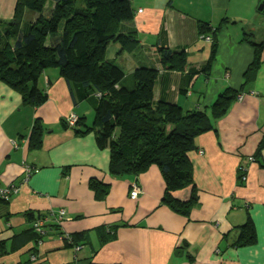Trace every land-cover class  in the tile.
I'll use <instances>...</instances> for the list:
<instances>
[{
  "label": "crops",
  "instance_id": "1",
  "mask_svg": "<svg viewBox=\"0 0 264 264\" xmlns=\"http://www.w3.org/2000/svg\"><path fill=\"white\" fill-rule=\"evenodd\" d=\"M130 1L136 12L127 26L135 29L145 49L159 42L187 52L186 71L195 76L188 97L181 99L183 106L207 108L224 89L241 87L254 57L249 41L264 39V13L258 11L263 0ZM16 4L17 0H0V23L13 19ZM23 15L26 19L27 13ZM207 27L219 28L208 73L203 69L210 42L200 39L204 31L210 35ZM118 62L128 71L135 66L127 54ZM43 77L48 99L34 108L24 105L15 89L0 83V187L20 186L19 193L0 204V264H264V149L260 160L253 159L264 138V44L259 69L246 86L249 92L233 102L216 122L215 132L196 138L189 153L198 201L186 217L163 204L165 182L157 166L137 177L112 178L109 150L99 149L92 133L77 136L62 124L72 110L92 122L91 106L86 101L74 104L56 71ZM175 85L163 79L159 95L169 93L178 99ZM36 118L47 130L41 147L29 152L24 139ZM15 140L18 146L13 145ZM24 163L38 169L26 181ZM241 167L243 182L238 180ZM91 179L110 186L104 201L94 198ZM134 185L139 194L131 199ZM173 196L186 201L191 188ZM60 210L65 213L58 223L63 235L89 231V242L73 248L48 230L43 242L35 244L25 213ZM247 221L256 242L237 246ZM113 225L119 226L116 238L101 246L94 229ZM32 252L36 261H31Z\"/></svg>",
  "mask_w": 264,
  "mask_h": 264
},
{
  "label": "trees",
  "instance_id": "2",
  "mask_svg": "<svg viewBox=\"0 0 264 264\" xmlns=\"http://www.w3.org/2000/svg\"><path fill=\"white\" fill-rule=\"evenodd\" d=\"M135 12L130 0H17L13 19L0 23V83L15 89L24 105L34 108L48 99L43 76L56 71L66 82L73 103L86 101L93 110L92 122L76 115L75 124L68 125L66 118L63 126L81 137L92 133L97 147L109 150L108 173L112 178L137 177L157 166L165 182L163 204L186 217L198 201L189 153L195 149L196 138L215 132L216 122L227 114L240 94L248 91L246 86L260 66L264 39L261 43L249 41L254 46V57L239 89H224L207 108L198 104L185 108L181 98L188 97V86L195 76L186 71L187 52L161 46L159 42L145 49L135 29L127 26ZM73 21L78 25L70 31L68 26ZM218 29L207 27L210 56L203 69L206 73L215 58ZM124 54L135 62L130 71L118 62ZM163 79L176 84L174 90L179 100L169 93L159 95ZM46 130L41 119L36 118L24 139L27 151L41 147ZM263 149L264 138L254 160H260ZM242 169L238 170L239 182H243L245 175ZM89 187L99 202L105 200L110 190L108 184L96 179L89 181ZM188 187L191 188L188 200L174 198V192ZM10 197L0 195V204L7 203ZM25 215L36 245L43 242L48 230L55 231L73 248L89 242V231L63 235L58 223L65 213L62 219H58L59 211ZM38 221L43 222L41 233L35 227ZM244 226L247 229L240 233L237 246L256 242L251 222ZM118 228V225L95 228L99 244L113 241ZM30 257L31 261L37 260L35 252Z\"/></svg>",
  "mask_w": 264,
  "mask_h": 264
},
{
  "label": "built area",
  "instance_id": "3",
  "mask_svg": "<svg viewBox=\"0 0 264 264\" xmlns=\"http://www.w3.org/2000/svg\"><path fill=\"white\" fill-rule=\"evenodd\" d=\"M138 12H141V9L138 10ZM204 40L205 41H210V35H204ZM242 97H243V95H239L238 96V100H241ZM75 116H76L75 114H71L69 117H67V122L74 123L76 121V117ZM36 171L37 170L34 169L31 166H28V165L23 166V172L25 174L24 181H26L29 178L31 173L36 172ZM242 172H245L244 168L242 169ZM243 178L245 179V175H244ZM2 188H5V189H2ZM13 190H18V188L16 186L10 187L9 185H7L5 187H0V195L4 196V197H10L11 195L15 194ZM138 194H139V187L137 185H134L133 189L130 191V198L131 199H135L138 196ZM63 214H64V211L60 210L58 219H62ZM42 223H43L42 221H38V222L35 223V227H36V229H37V231L39 233L42 232L41 231L42 229L40 228V225H42ZM34 259L35 258L32 257V260H34Z\"/></svg>",
  "mask_w": 264,
  "mask_h": 264
},
{
  "label": "rangeland",
  "instance_id": "4",
  "mask_svg": "<svg viewBox=\"0 0 264 264\" xmlns=\"http://www.w3.org/2000/svg\"><path fill=\"white\" fill-rule=\"evenodd\" d=\"M78 24L76 23V21H73V22H71L70 24H69V30L71 31V30H73L74 28H75V26H77ZM249 92V91H248ZM252 93V92H251ZM242 95V94H241ZM182 99V98H181ZM185 107V106H184ZM186 108V107H185ZM71 114H76V115H79L78 113H77V111L76 110H72V112H70L69 113V115L67 116V117H69ZM71 122V121H70ZM68 123V125H73V124H75V122L74 123H69V122H67ZM13 145H15V146H17V144L15 143V142H13ZM23 166H25V165H23ZM9 186L10 187H12V186H16L17 188H18V190H13L14 191V193H19L20 192V186L19 185H17V184H14V183H10L9 184ZM2 189H5V188H2Z\"/></svg>",
  "mask_w": 264,
  "mask_h": 264
},
{
  "label": "water",
  "instance_id": "5",
  "mask_svg": "<svg viewBox=\"0 0 264 264\" xmlns=\"http://www.w3.org/2000/svg\"><path fill=\"white\" fill-rule=\"evenodd\" d=\"M258 11L261 12V13H264V0L259 3Z\"/></svg>",
  "mask_w": 264,
  "mask_h": 264
},
{
  "label": "bare ground",
  "instance_id": "6",
  "mask_svg": "<svg viewBox=\"0 0 264 264\" xmlns=\"http://www.w3.org/2000/svg\"><path fill=\"white\" fill-rule=\"evenodd\" d=\"M75 115H76V114H75ZM66 118H67V117H66ZM23 173H24V172H23ZM33 173H34V172H33ZM31 174H32V173H31ZM31 174H30V175H31ZM29 177H30V176H29Z\"/></svg>",
  "mask_w": 264,
  "mask_h": 264
}]
</instances>
